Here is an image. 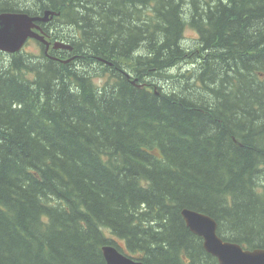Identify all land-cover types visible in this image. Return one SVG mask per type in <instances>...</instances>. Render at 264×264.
I'll use <instances>...</instances> for the list:
<instances>
[{
    "label": "trees",
    "instance_id": "obj_1",
    "mask_svg": "<svg viewBox=\"0 0 264 264\" xmlns=\"http://www.w3.org/2000/svg\"><path fill=\"white\" fill-rule=\"evenodd\" d=\"M46 9L72 50L0 51V264H217L184 206L264 248V0H0Z\"/></svg>",
    "mask_w": 264,
    "mask_h": 264
},
{
    "label": "water",
    "instance_id": "obj_2",
    "mask_svg": "<svg viewBox=\"0 0 264 264\" xmlns=\"http://www.w3.org/2000/svg\"><path fill=\"white\" fill-rule=\"evenodd\" d=\"M55 14L57 13L50 9L37 15L20 11L0 12V51L8 55L21 52L25 41L33 38L44 44V53L48 52L51 42L41 26ZM52 48L66 49L69 52L72 45L54 40ZM180 213L187 228L201 238L203 249L216 258L217 264H264V248L246 249L238 242L222 239L217 233V222L212 216L185 206ZM102 254L106 264H143L141 258L125 255L112 243L102 246Z\"/></svg>",
    "mask_w": 264,
    "mask_h": 264
},
{
    "label": "rangeland",
    "instance_id": "obj_3",
    "mask_svg": "<svg viewBox=\"0 0 264 264\" xmlns=\"http://www.w3.org/2000/svg\"><path fill=\"white\" fill-rule=\"evenodd\" d=\"M66 27L67 26L63 27L62 29H64V28L66 29ZM195 34H196L195 30L186 26L185 30H184V34H183L184 40L186 39L185 41L190 43L191 39L196 36ZM40 52H42V48L40 47L38 41H36V39L32 38V39H29L28 41H26L25 45L21 49L20 54L35 56L37 54H40ZM186 66H188L186 64V62H183L180 65V68H181L180 71L184 72V70L186 69ZM94 79H95L96 83L102 84L106 80V76H103V77L102 76H95ZM108 236H110L115 241L114 244H117V246L120 247L122 249V251H125V243H124L123 239L118 238V237L113 236V235H109V234H108Z\"/></svg>",
    "mask_w": 264,
    "mask_h": 264
},
{
    "label": "flooded vegetation",
    "instance_id": "obj_4",
    "mask_svg": "<svg viewBox=\"0 0 264 264\" xmlns=\"http://www.w3.org/2000/svg\"><path fill=\"white\" fill-rule=\"evenodd\" d=\"M42 27V26H41ZM43 28V27H42ZM44 30V29H43ZM45 32V31H44ZM45 34H46V36H47V39L51 42L50 43V45H49V49H48V52H50L51 51V49H53L52 48V43L54 42V41H52L51 40V37H50V33L49 34H47L46 32H45ZM29 40V39H28ZM27 40V41H28ZM38 43H39V45H40V47L42 48V50H43V53H44V49H45V46H44V44H42L40 41H38ZM55 50V49H54ZM47 52V53H48ZM44 54H46V53H44Z\"/></svg>",
    "mask_w": 264,
    "mask_h": 264
},
{
    "label": "bare ground",
    "instance_id": "obj_5",
    "mask_svg": "<svg viewBox=\"0 0 264 264\" xmlns=\"http://www.w3.org/2000/svg\"><path fill=\"white\" fill-rule=\"evenodd\" d=\"M47 53V52H46ZM48 54V53H47ZM128 75V74H127ZM129 76V75H128ZM115 245V244H114ZM132 257V256H131Z\"/></svg>",
    "mask_w": 264,
    "mask_h": 264
}]
</instances>
